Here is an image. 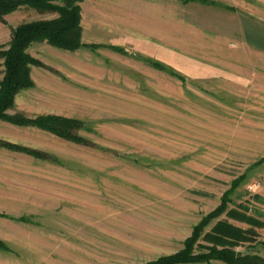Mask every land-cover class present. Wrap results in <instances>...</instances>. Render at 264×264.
<instances>
[{"label": "rangeland", "instance_id": "obj_1", "mask_svg": "<svg viewBox=\"0 0 264 264\" xmlns=\"http://www.w3.org/2000/svg\"><path fill=\"white\" fill-rule=\"evenodd\" d=\"M245 1L210 3L230 13ZM201 3L83 0L82 43L96 48L29 49L44 67L32 68L34 87L8 113L78 119L90 146L0 122L2 142L48 156L0 147V264H147L175 255L242 177L230 209L249 204L264 215V83L226 72L234 56L244 59L232 52L226 19L220 57L208 50ZM56 17L12 13L0 23V46L18 25ZM3 70L0 60V80ZM220 220L250 228L223 214L206 232ZM210 246L201 239L195 253ZM237 251L264 257L258 246Z\"/></svg>", "mask_w": 264, "mask_h": 264}, {"label": "trees", "instance_id": "obj_2", "mask_svg": "<svg viewBox=\"0 0 264 264\" xmlns=\"http://www.w3.org/2000/svg\"><path fill=\"white\" fill-rule=\"evenodd\" d=\"M190 2L192 0H185ZM208 3V0H200ZM83 0H0V23H6L5 18L21 9H30L38 12L54 13L57 17L51 20L26 22L18 25L12 33L11 41L0 46V60L3 63V76L0 80V122L13 127L33 128L55 137L81 146H90L89 141L82 137L81 132L84 122L58 115H43L30 118L24 114H9L16 104L18 95L34 87L32 79L33 67L44 65L29 53V49L36 43H47L58 49L77 51L83 48H96L82 43V8ZM210 3V2H209ZM120 54L125 50L110 47ZM155 67L164 70L158 63ZM169 73L185 82V78L173 71ZM0 147L12 152L22 153L36 159L47 160L48 156L40 151L29 149L16 144L5 143L0 140ZM55 161V159H53ZM264 163V158L257 164ZM245 177L237 180L232 190L226 192L221 200V205L205 217L194 228L193 235L185 243L184 249L172 256L163 257L147 264H209L222 262L224 264H264V257L256 253L237 251V248L249 246L264 248V241L259 240L258 230H264V215L250 208V205H238L231 208V195ZM257 200L263 201L260 197ZM226 214L228 218L250 226L243 229L228 221L220 220L213 225L209 232L206 229L214 219ZM0 217H5L0 215ZM210 243V247H202L206 252L195 253L199 240ZM0 249L7 247L0 240Z\"/></svg>", "mask_w": 264, "mask_h": 264}, {"label": "crops", "instance_id": "obj_3", "mask_svg": "<svg viewBox=\"0 0 264 264\" xmlns=\"http://www.w3.org/2000/svg\"><path fill=\"white\" fill-rule=\"evenodd\" d=\"M208 1L214 2L213 0ZM245 2L240 9L230 11V13H222L221 7L217 4L201 3L200 34L208 38L211 45L207 46L208 50H212L216 54L215 57H220L219 35L223 33L220 32L222 30L221 20L226 19L232 27L229 26L223 31L228 33V38L232 40L230 45L235 48L232 52L244 55V59L232 56V59L226 61L229 68L226 72L230 77L234 76L238 82H245L248 78H259L264 83V0H246ZM204 49L205 46L200 47L201 51Z\"/></svg>", "mask_w": 264, "mask_h": 264}, {"label": "built area", "instance_id": "obj_4", "mask_svg": "<svg viewBox=\"0 0 264 264\" xmlns=\"http://www.w3.org/2000/svg\"><path fill=\"white\" fill-rule=\"evenodd\" d=\"M213 1H218V0H213Z\"/></svg>", "mask_w": 264, "mask_h": 264}]
</instances>
